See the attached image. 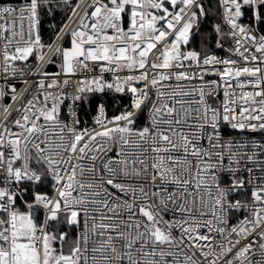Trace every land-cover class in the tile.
Returning <instances> with one entry per match:
<instances>
[{"label":"snow or ice","instance_id":"6c2138e0","mask_svg":"<svg viewBox=\"0 0 264 264\" xmlns=\"http://www.w3.org/2000/svg\"><path fill=\"white\" fill-rule=\"evenodd\" d=\"M0 264H264V0H0Z\"/></svg>","mask_w":264,"mask_h":264},{"label":"built area","instance_id":"2783aa9c","mask_svg":"<svg viewBox=\"0 0 264 264\" xmlns=\"http://www.w3.org/2000/svg\"><path fill=\"white\" fill-rule=\"evenodd\" d=\"M64 22H68V18ZM54 38H55V36H54ZM64 46L65 47L70 46V37L65 40ZM217 55L223 57L226 55V53L217 54ZM35 62H36L35 59L32 58L31 63H35ZM58 63H59V61L56 62V64H58ZM56 64L47 65V68H46L47 72L48 73H55V72L59 71V68L56 66ZM209 78L211 79L214 77H209ZM105 79L110 81L112 79V75L110 73H106ZM23 87H24V85L22 83L17 84L18 89L23 88ZM71 90L72 89L69 88V91H71ZM100 102H104L106 104L108 114H109V116H111V115L115 114L116 112L122 110L123 107L129 103V98L127 96L112 93L111 97L107 98L105 101H98L96 104H98ZM2 103L9 104V103H11V100H10V98H5L2 101ZM80 115H81L82 121H84V123L86 125L90 126L92 123V116L95 115V107H94L93 111H91L89 113L87 111H85V109H82ZM82 126H84V125L82 124Z\"/></svg>","mask_w":264,"mask_h":264},{"label":"trees","instance_id":"16d2710c","mask_svg":"<svg viewBox=\"0 0 264 264\" xmlns=\"http://www.w3.org/2000/svg\"><path fill=\"white\" fill-rule=\"evenodd\" d=\"M67 19V16L64 15L63 11L58 10L56 15H55V19L53 20L50 17L45 16L43 18V24L41 26V35H42V39L43 41L47 44L50 43L52 41V39L55 36V32L52 31V29L50 28V25L55 23L58 28L57 31L59 29V26H61V22L65 21ZM217 22L215 19H210L208 21H206L204 23V30L205 31H210V25L212 23ZM193 46L198 47L199 46V37H197L196 41L193 42ZM213 49L216 51V54H224L225 52L220 50V49H215V45H214V41H213ZM112 93L109 92L107 93V95H101V94H95V97L93 99V104L92 105H85L83 109H85V111H87L88 113L93 111L96 103L98 101H105L107 98L111 97Z\"/></svg>","mask_w":264,"mask_h":264}]
</instances>
